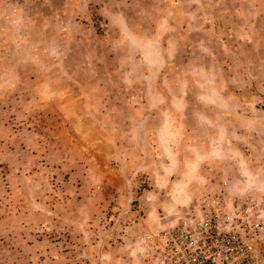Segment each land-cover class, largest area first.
Returning a JSON list of instances; mask_svg holds the SVG:
<instances>
[{"label":"rangeland","instance_id":"rangeland-1","mask_svg":"<svg viewBox=\"0 0 264 264\" xmlns=\"http://www.w3.org/2000/svg\"><path fill=\"white\" fill-rule=\"evenodd\" d=\"M218 197L264 198V0H0V264H141Z\"/></svg>","mask_w":264,"mask_h":264},{"label":"built area","instance_id":"built-area-1","mask_svg":"<svg viewBox=\"0 0 264 264\" xmlns=\"http://www.w3.org/2000/svg\"><path fill=\"white\" fill-rule=\"evenodd\" d=\"M144 241L141 264H264V198L202 200Z\"/></svg>","mask_w":264,"mask_h":264}]
</instances>
